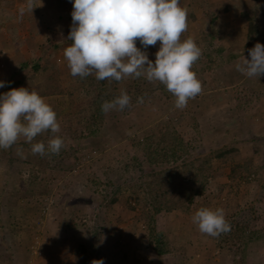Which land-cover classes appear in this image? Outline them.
I'll use <instances>...</instances> for the list:
<instances>
[{
  "label": "rangeland",
  "instance_id": "obj_1",
  "mask_svg": "<svg viewBox=\"0 0 264 264\" xmlns=\"http://www.w3.org/2000/svg\"><path fill=\"white\" fill-rule=\"evenodd\" d=\"M231 3L234 8L227 7ZM26 4L0 0V81L12 77L18 88L45 93L41 96L61 128L71 127L72 133H59L64 146L58 155H34L23 138L0 148V264H80L73 252L76 241L89 244L84 264L93 259L105 264H264V235L254 234L264 226V76L249 78L236 70L243 56L251 59L242 46L238 13L252 12L264 30V0H180L191 14L181 39L192 37L202 50L192 68L202 91L181 110L163 84L129 77L140 81L144 102L136 98L123 111L104 113L91 131L77 129L73 118L94 96L91 79L73 77L63 54L72 43L67 38L73 0H34L33 12L21 16ZM209 33L213 40L206 38ZM137 47L154 63L160 42ZM33 64L40 68L34 70ZM59 88L63 94H46ZM167 123L181 135L186 158L224 145L237 152L227 161L211 159L218 179L208 176L188 211L155 217L156 229L173 248L156 256L137 209L128 206L136 205L135 194L151 171L138 141ZM49 134L33 143H47ZM233 163L246 164L251 172L238 171L231 180L227 174ZM224 205H231L230 214L237 211L231 230L215 238L201 233L194 213Z\"/></svg>",
  "mask_w": 264,
  "mask_h": 264
},
{
  "label": "clouds",
  "instance_id": "obj_2",
  "mask_svg": "<svg viewBox=\"0 0 264 264\" xmlns=\"http://www.w3.org/2000/svg\"><path fill=\"white\" fill-rule=\"evenodd\" d=\"M34 8V0H27L21 16ZM71 16L67 39L72 43L63 54L73 77L94 76L109 82L145 77L166 86L175 97V107L181 110L202 91L192 70L202 50L192 37L181 39L188 28V9L180 0H73ZM137 40L144 49L160 42L154 63L137 47ZM248 52L251 59L243 56L236 70L259 79L264 76V45L257 42ZM4 86L0 81V87ZM143 102V97H138V103ZM130 104L131 97L121 89L118 96L102 103L101 110L105 114L123 111ZM46 132L51 134L47 143H33ZM60 132L57 113L36 90L19 87L0 94V148L9 149L23 138L34 155H58L64 146ZM17 155L23 156L19 148ZM192 220L201 233L212 237L231 230L223 208L201 207ZM91 264L105 262L93 259Z\"/></svg>",
  "mask_w": 264,
  "mask_h": 264
},
{
  "label": "trees",
  "instance_id": "obj_3",
  "mask_svg": "<svg viewBox=\"0 0 264 264\" xmlns=\"http://www.w3.org/2000/svg\"><path fill=\"white\" fill-rule=\"evenodd\" d=\"M227 7L234 8L235 4L231 3ZM238 15L241 28L243 29L242 46L250 49L257 42L264 45V30L258 25L256 16L245 9L240 10ZM188 16H191V14L189 13ZM206 38H209V40L214 39L210 33L207 34ZM138 43L139 40H137L136 44ZM235 46L236 49L239 48L238 45ZM23 66L25 64H22L21 67ZM32 68L38 70L40 66L33 64ZM87 78L91 79L89 85H92V88H94V96L86 100V103L82 107L77 108L73 112L74 125L79 130L88 129L91 131L92 126L101 123L104 115V112L101 110L102 103L104 101H111L118 96L121 89L126 90L131 97L129 107L136 101V98L142 97V93L139 90L140 81L139 84L136 83L138 78L135 80L128 77L120 82L98 81L94 76H88ZM4 82L5 86L0 89L3 93L19 86V82L12 79V77L6 79ZM159 84L161 85L160 82ZM38 93L40 95L45 94L42 92ZM54 93L58 95L63 94L60 88L52 89L46 94ZM61 131L70 137L72 128H61ZM138 144L141 145L146 160L151 165V171L147 175L146 185L141 186L135 194L134 202L136 205H129L128 207L133 211L137 209V220L142 223L144 231H146L149 248L156 256H161L170 253L173 248L169 240L156 229L155 217L161 212L188 211L194 197L203 193L208 183V176H212L214 180L218 179V175L213 171L215 168L211 163V159L216 158L227 161L237 152V149L224 145L214 148L206 154H198L194 157L190 156L186 158L184 153H187V150L183 146V139L170 123L164 124L155 132L153 131L146 135L141 141H138ZM46 165H48L47 161ZM247 170L251 172L249 167L247 169L246 164L233 163L229 168L227 177L234 180L238 171L243 172ZM219 190L221 191V188ZM111 201L116 202V197L112 198ZM230 206L227 205L226 207L224 205L223 207L225 210L227 209L226 219L230 218L228 221L232 225L233 223L235 224L237 211L230 214ZM254 234H258V236L264 235V226L255 231ZM88 248L89 244L85 242L76 241L74 243L73 252L77 254L78 263L84 264L88 259Z\"/></svg>",
  "mask_w": 264,
  "mask_h": 264
},
{
  "label": "crops",
  "instance_id": "obj_4",
  "mask_svg": "<svg viewBox=\"0 0 264 264\" xmlns=\"http://www.w3.org/2000/svg\"><path fill=\"white\" fill-rule=\"evenodd\" d=\"M65 2H66V0H65ZM16 26H17V25H16ZM32 34H33V33H32ZM39 44H40V43H37V45H39ZM46 49H47V47H46L45 49L42 50L43 52H42V57H41V58H43V55H44L43 53H44L45 51H47ZM40 55H41V54H40Z\"/></svg>",
  "mask_w": 264,
  "mask_h": 264
}]
</instances>
